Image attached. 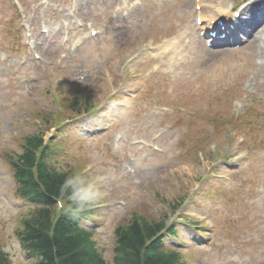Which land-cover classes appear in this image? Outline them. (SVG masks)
<instances>
[{"label":"rangeland","instance_id":"rangeland-1","mask_svg":"<svg viewBox=\"0 0 264 264\" xmlns=\"http://www.w3.org/2000/svg\"><path fill=\"white\" fill-rule=\"evenodd\" d=\"M226 1L228 8L231 2ZM19 2L26 16L24 23L12 1L0 0V235L2 248L10 252L13 263L35 261L19 252L12 235L25 217L23 213L31 210L13 197L12 171L5 154L20 153L22 139L38 130L36 123L41 124L47 113L60 112L55 119L59 124L70 117L72 100L83 103L91 97L99 111L62 127L63 139L58 140L63 154L56 167L83 171L102 193L98 217L87 227L100 236L97 244L110 263L114 229L137 211L150 221L167 215V222L187 217L199 224L191 228L179 221L176 231L181 243L169 240L167 244L188 264H264V56L248 57L241 52L232 62L218 56L212 62L205 59L207 67L190 68L187 60L192 52L188 54L177 43L168 47L164 58L153 61L152 56L172 32L193 26V0ZM22 24L31 29V43L41 60H34L31 49H25ZM65 24L72 32L69 37L82 38L79 47H75L76 39L62 41ZM42 27L48 28V35L40 33ZM90 28L99 34L88 37ZM154 40L160 43L152 47ZM231 63L236 68L231 69ZM199 71L205 72V79L211 75L213 81H190ZM237 71H247V76L235 77ZM160 83H173L174 92L165 97L175 107L174 115L171 107L167 112L161 107ZM114 94L120 98L111 103ZM57 96L65 101L63 111ZM226 98L246 102L233 110L239 116L249 109L247 120L255 127L254 133L250 137L249 127L237 128L246 134L247 145L233 143L226 131L223 135L209 128L202 131L207 116L223 107ZM161 113L166 114L160 119ZM167 120L170 131L162 123ZM55 127L52 125L48 139L58 132ZM150 132L151 137H159L167 154L149 155L144 145L135 142L147 140ZM187 132L191 133L188 137ZM212 144H221L228 154L258 144L253 159L249 163L241 160L228 175L231 179L224 181V190L220 180L201 179L209 175L211 165L194 160L198 149L209 152L214 149ZM188 155L193 159L185 162L182 158ZM214 169L233 170L220 164ZM194 184L200 185L196 195ZM179 201V212H172L169 204Z\"/></svg>","mask_w":264,"mask_h":264},{"label":"trees","instance_id":"trees-1","mask_svg":"<svg viewBox=\"0 0 264 264\" xmlns=\"http://www.w3.org/2000/svg\"><path fill=\"white\" fill-rule=\"evenodd\" d=\"M20 154L10 155L16 195L39 208L22 220L16 232L27 255L36 264H109L104 261L91 239V234L79 227L77 206L61 192L65 179L72 172H57L49 161V153L42 135L23 139ZM70 191V190H69ZM62 199L64 208L56 212L55 202ZM87 210V208H85ZM89 212H84L83 216ZM162 225L135 215L115 230L112 264H177L173 254L161 251L158 233ZM0 264H11L0 250Z\"/></svg>","mask_w":264,"mask_h":264},{"label":"bare ground","instance_id":"bare-ground-1","mask_svg":"<svg viewBox=\"0 0 264 264\" xmlns=\"http://www.w3.org/2000/svg\"><path fill=\"white\" fill-rule=\"evenodd\" d=\"M214 1H219V0H214ZM258 6L259 5H257V3H251L240 11V15L242 13H244L245 11L247 12V14L244 15V17H243L244 22H243V20H242V22H243V24H246L249 28H251V30L248 33L244 34L246 38L252 37L253 34L256 32V29H260L261 32H264V22H262V23L259 22L258 24L255 25V20H253V15L255 12L260 13V14L262 12L261 10H257ZM216 7L217 6H214V8H216ZM218 8H220V7H218ZM204 12L207 14L208 17H212V15L209 14V12L207 10H205ZM263 12H264V10H263ZM235 35L236 34H234V36ZM195 37H196V35L194 33H192V34L185 33V35H184V42H185L184 47H185V49L189 50L190 52H192L194 54L198 51L197 56H200V53L202 51H208V50L205 49L202 41L198 37H197V39ZM262 44H264V39H263V41L257 40L253 44V47L255 49L259 50L260 52L264 53V47H262ZM208 52H210V51H208ZM191 59L194 63L199 61L198 57H192ZM232 68H234V67H232ZM210 79H211V77H209V80ZM209 80L206 78V79H204V82L208 83V82H210Z\"/></svg>","mask_w":264,"mask_h":264},{"label":"clouds","instance_id":"clouds-1","mask_svg":"<svg viewBox=\"0 0 264 264\" xmlns=\"http://www.w3.org/2000/svg\"><path fill=\"white\" fill-rule=\"evenodd\" d=\"M61 192L62 194L68 192V198L77 206V210L82 209L85 204L100 198L102 195L94 189L93 180L80 176L67 177L61 186Z\"/></svg>","mask_w":264,"mask_h":264},{"label":"snow or ice","instance_id":"snow-or-ice-1","mask_svg":"<svg viewBox=\"0 0 264 264\" xmlns=\"http://www.w3.org/2000/svg\"><path fill=\"white\" fill-rule=\"evenodd\" d=\"M247 14V12L245 11L244 13H242L241 14V17H240V19L239 20H237V21H234V23H237V24H239L242 20H243V17H244V15H246Z\"/></svg>","mask_w":264,"mask_h":264}]
</instances>
